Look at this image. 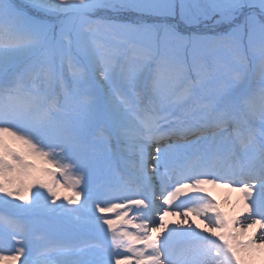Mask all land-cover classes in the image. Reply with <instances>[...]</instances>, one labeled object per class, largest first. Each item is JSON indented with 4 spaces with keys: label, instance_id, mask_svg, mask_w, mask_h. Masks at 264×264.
Returning <instances> with one entry per match:
<instances>
[{
    "label": "snow or ice",
    "instance_id": "snow-or-ice-1",
    "mask_svg": "<svg viewBox=\"0 0 264 264\" xmlns=\"http://www.w3.org/2000/svg\"><path fill=\"white\" fill-rule=\"evenodd\" d=\"M258 259L264 0H0V264Z\"/></svg>",
    "mask_w": 264,
    "mask_h": 264
},
{
    "label": "bare ground",
    "instance_id": "bare-ground-1",
    "mask_svg": "<svg viewBox=\"0 0 264 264\" xmlns=\"http://www.w3.org/2000/svg\"><path fill=\"white\" fill-rule=\"evenodd\" d=\"M205 187L211 193V196L215 198L216 203L220 206V211L223 212L226 217H232L236 215V212L238 210L237 201H238L239 193L230 191L225 188L213 187L211 185H206ZM166 219L173 220L176 219V217L168 216L166 217ZM197 223H199V221H197ZM202 227L203 225H201V228ZM251 231H253V229H249L248 233H251ZM257 234L259 235L258 230H257ZM256 264H260L259 259L256 261Z\"/></svg>",
    "mask_w": 264,
    "mask_h": 264
},
{
    "label": "rangeland",
    "instance_id": "rangeland-1",
    "mask_svg": "<svg viewBox=\"0 0 264 264\" xmlns=\"http://www.w3.org/2000/svg\"><path fill=\"white\" fill-rule=\"evenodd\" d=\"M57 178H59V177H57ZM45 179H48V178L45 177ZM58 191H59V193H60L61 196L69 195V194H70V193H68V192H65L63 189H58ZM17 246H18V245H16L14 241H11V242H9V243L6 245V248L9 249V250H11V249H13L14 247H17ZM18 264H19V262H18Z\"/></svg>",
    "mask_w": 264,
    "mask_h": 264
}]
</instances>
